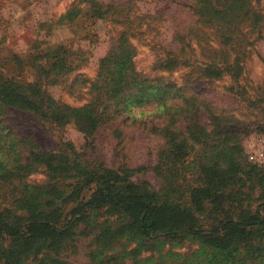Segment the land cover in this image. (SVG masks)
I'll return each mask as SVG.
<instances>
[{"label": "trees", "instance_id": "16d2710c", "mask_svg": "<svg viewBox=\"0 0 264 264\" xmlns=\"http://www.w3.org/2000/svg\"><path fill=\"white\" fill-rule=\"evenodd\" d=\"M261 1L185 0L199 27L188 33H176L171 48L164 50L155 66L160 72L171 74L196 65L197 73L203 78L228 77L237 82L244 61L260 56L256 43L264 38V13L255 5L260 6ZM86 3L92 20L111 19V6L95 0ZM67 15L61 21H71ZM155 19L143 17L138 26L151 29ZM118 21L125 22L123 18ZM203 26L213 30L215 45L205 35ZM135 35L124 28L118 42L100 63L94 89L98 91L97 86L102 85L104 101L98 94L80 106L60 104L37 82L20 84L1 78L0 106L32 112L55 126L72 123L87 138L97 131L119 102L140 107L158 101L168 118L172 106L167 103L172 102L176 113L174 123L192 120L190 115L200 107L182 85L166 77L148 79L130 74L129 64L135 54L131 38ZM50 55L38 54L32 58L40 75L60 76L70 71L64 54L51 52ZM187 72L192 73V70ZM207 113L212 120L217 118ZM188 127L186 134L181 129L172 131L169 125L160 132L163 145L154 168L155 176L161 180L159 190L143 180H134L130 167L109 168L100 162L80 159L75 163L74 192L59 207L48 202L46 208L40 209L43 194L28 193L22 208L25 215H9L7 220L0 215V240L4 242H0V261L4 264H66L62 261L65 247L75 237H85L90 238L95 247L88 264H120V255L119 258L108 253L99 256L98 248L131 238L139 240L142 248L158 250L159 237L164 241L178 240L182 246L197 244V252L209 259L207 264H264V211L248 203L254 195L250 191L243 193L235 186L230 189L233 183L244 184L240 178L251 185L260 182L259 173L247 169L240 157L233 160L231 153L237 150L236 144L225 148L226 142L233 140V133L221 131L224 138L208 147L205 135L201 134L203 129L190 131ZM200 150H204L205 162L208 156L209 165L200 166L197 185L184 190L180 181L171 189V171L179 180L184 167L198 158L195 154ZM56 161L55 154H36L31 157L28 170L32 173L34 167L44 164V171L57 179L59 164ZM221 166L225 168L219 169ZM54 189L49 195L56 197Z\"/></svg>", "mask_w": 264, "mask_h": 264}, {"label": "rangeland", "instance_id": "374dc122", "mask_svg": "<svg viewBox=\"0 0 264 264\" xmlns=\"http://www.w3.org/2000/svg\"><path fill=\"white\" fill-rule=\"evenodd\" d=\"M89 1L0 0V79H12L20 84L37 82L48 96L60 104L80 106L98 94L104 101L102 85L99 83L98 91L94 89L98 69L102 59L118 42L122 30L128 28L131 34H136L131 38L135 54L129 64L130 74H140L148 79L166 77L182 85L185 93L195 99L200 109L190 115L189 119L192 120L183 119L174 123L176 113L172 102L167 103L172 106L171 119L164 115L158 101L140 107L128 103L120 105L119 102L117 109L111 108L109 117L87 138L72 123L55 126L32 112L0 106L2 218L7 220L9 215H25L22 210L24 200L31 192L43 194L39 201L40 209L46 208L48 202L59 207L74 192L77 176L75 163L80 159L100 162L109 168L130 167L134 180H143L154 190H159L161 180L155 176L154 168L163 145L160 132L167 125L171 126L172 131L181 129L183 132L186 126L190 131L202 128L201 134L205 135L208 147L214 146L219 138H224L220 135L221 131L233 133V140L227 141L225 148L236 144L237 150L231 153V157L234 161L235 157H240L247 169L258 172L260 182L251 185L240 178L244 184L233 183L230 189L235 186L241 188L243 193H253L251 201L248 202L246 198L245 203L263 212L264 38L256 43L260 56L244 61L237 82L228 77L203 78L197 73L196 65L167 74L155 66L157 58L165 49L171 48L176 33H188L199 27L185 0H95L111 6V19L105 21L90 18L86 3ZM255 7L264 13V0ZM66 14L71 21H61ZM143 17L157 18L151 29L145 25L142 28L138 26ZM122 18L124 23L118 21ZM202 28L215 45L213 30L209 26ZM51 52L64 54L69 72L48 77L39 74L32 58L38 54L51 56ZM52 64L53 61L48 66ZM190 70L192 73L187 72ZM208 111L217 118L212 120ZM36 154H55V163L59 164L57 179L44 171V164L32 169L37 172H29V162ZM195 156L198 158L195 157L192 164L184 167L179 180L171 171V189L180 181L183 182L180 187L184 190L197 185L200 166L209 165V160L207 156L204 161V150L198 151ZM40 159L44 160L42 157ZM31 187L39 189L34 191ZM52 189L56 191V197L49 195ZM175 191L178 192L179 188ZM158 241V250H151L142 248L139 240L122 239L107 248H98L96 254H116L117 258L120 255V264H207L209 260L206 255L197 252V244L182 246L178 240L164 241L159 237ZM0 242L4 243L2 240ZM94 249L90 238L75 237L65 247L62 261L66 264H88ZM0 264L4 262L0 261Z\"/></svg>", "mask_w": 264, "mask_h": 264}]
</instances>
